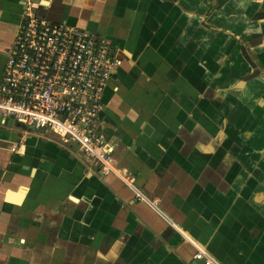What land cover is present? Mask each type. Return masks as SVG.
I'll list each match as a JSON object with an SVG mask.
<instances>
[{"label": "crops", "instance_id": "obj_1", "mask_svg": "<svg viewBox=\"0 0 264 264\" xmlns=\"http://www.w3.org/2000/svg\"><path fill=\"white\" fill-rule=\"evenodd\" d=\"M36 1L0 0V80L29 2L110 40L120 175L0 117V264H264V0Z\"/></svg>", "mask_w": 264, "mask_h": 264}, {"label": "built area", "instance_id": "obj_2", "mask_svg": "<svg viewBox=\"0 0 264 264\" xmlns=\"http://www.w3.org/2000/svg\"><path fill=\"white\" fill-rule=\"evenodd\" d=\"M37 5L29 2L7 52L0 117L47 130L75 145L102 175H120L98 123L111 77L122 64L119 51L106 38L41 18ZM196 259L213 264L203 251Z\"/></svg>", "mask_w": 264, "mask_h": 264}, {"label": "water", "instance_id": "obj_3", "mask_svg": "<svg viewBox=\"0 0 264 264\" xmlns=\"http://www.w3.org/2000/svg\"><path fill=\"white\" fill-rule=\"evenodd\" d=\"M36 2H40V0L36 1Z\"/></svg>", "mask_w": 264, "mask_h": 264}]
</instances>
